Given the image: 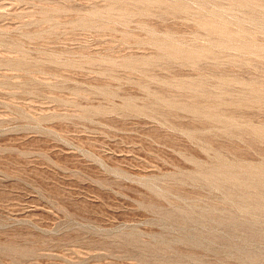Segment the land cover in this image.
Here are the masks:
<instances>
[{
	"label": "rangeland",
	"instance_id": "rangeland-1",
	"mask_svg": "<svg viewBox=\"0 0 264 264\" xmlns=\"http://www.w3.org/2000/svg\"><path fill=\"white\" fill-rule=\"evenodd\" d=\"M0 264H264V0H0Z\"/></svg>",
	"mask_w": 264,
	"mask_h": 264
}]
</instances>
